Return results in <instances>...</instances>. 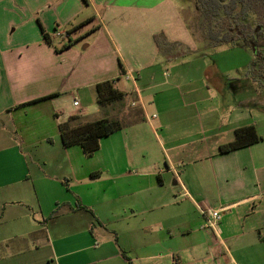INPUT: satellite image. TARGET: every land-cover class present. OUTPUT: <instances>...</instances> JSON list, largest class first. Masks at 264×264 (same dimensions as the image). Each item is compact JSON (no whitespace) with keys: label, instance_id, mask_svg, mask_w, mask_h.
Listing matches in <instances>:
<instances>
[{"label":"crops","instance_id":"0c3cea01","mask_svg":"<svg viewBox=\"0 0 264 264\" xmlns=\"http://www.w3.org/2000/svg\"><path fill=\"white\" fill-rule=\"evenodd\" d=\"M187 11L176 0H0V264H264L253 55L196 44ZM58 26L87 41L60 49ZM157 34L175 51L161 55ZM107 80L144 119L87 157L58 125L98 117ZM249 125L260 142L219 152ZM211 210L217 235L202 228Z\"/></svg>","mask_w":264,"mask_h":264},{"label":"trees","instance_id":"16d2710c","mask_svg":"<svg viewBox=\"0 0 264 264\" xmlns=\"http://www.w3.org/2000/svg\"><path fill=\"white\" fill-rule=\"evenodd\" d=\"M199 30L202 38L214 46L227 45L251 50L253 58L247 70V76L257 83L264 94V0H197ZM39 23V22H38ZM45 41L52 44V39L39 23ZM67 34H69L67 32ZM67 42L60 49L73 45L78 39ZM158 52L170 55L177 46L167 42L162 34L154 36ZM59 50V49H57ZM125 93L114 87V81L107 80L96 85V105L99 118L72 116L58 125L60 138L65 147L79 145L85 156L89 157L99 149V140L103 137L133 125L144 119L141 110L131 114L130 106L124 101ZM120 106L122 110L114 106ZM115 109L109 114L106 107ZM120 116V118H118ZM136 118L130 121L129 117ZM82 123L72 124L76 121ZM254 125L235 129L232 141L219 146L221 154L236 151L260 142ZM97 175V174H92Z\"/></svg>","mask_w":264,"mask_h":264},{"label":"rangeland","instance_id":"374dc122","mask_svg":"<svg viewBox=\"0 0 264 264\" xmlns=\"http://www.w3.org/2000/svg\"><path fill=\"white\" fill-rule=\"evenodd\" d=\"M196 1L197 0H176V2L178 3V5H180V6H182V7H185V8H189V11H187L186 13H185V16H186V19L187 20H189L188 21V24H187V29H188V31L191 33V35L193 36V38H194V42L196 43V44H200L202 41L200 40V38H201V36H202V33H201V31L198 29L199 28V26H198V23H199V16H200V13L197 11V8L195 9V7H196ZM59 28H58V31H61V32H63V33H69V36H74V37H76V36H78L79 35V32L78 31H76L75 32V30L77 29V27H75L73 30H66V29H64L63 27H61V26H58ZM68 29V28H67ZM55 36V35H54ZM83 39V38H82ZM67 42V40L66 39H63V40H59V39H57L56 38V40H55V42L58 44V43H60V44H62V43H64V42ZM79 41V43H81L82 41H87V40H81L80 38H78V40H77V42ZM76 42V43H77ZM209 45L210 46H212V44L211 43H209ZM215 50H209V53H207L208 55H211V54H213V52H214ZM251 51V50H250ZM263 55H264V48H263ZM187 60H189V61H194L191 65H189V66H196V67H199L200 65H202V62H201V60H199L198 58H195V57H191V58H188ZM216 60H220L219 59V57H216ZM126 106H130L129 104H127L126 103ZM114 107H116V108H119L120 110H122V108L120 107V106H118V105H116V106H114ZM106 109H107V111H108V113L109 114H115L116 113V110L113 108V109H111L110 108V106H108V107H106ZM130 110H131V114L133 115V114H135L136 112H138L139 110H140V108L139 107H137V106H130ZM93 113V111H92V108H89L88 106H87V108L83 111V114H85V115H89V114H92ZM76 116H79V115H76ZM95 119L96 118H99V115H98V117H94ZM118 118H120V116L118 117ZM129 120L130 121H134V120H136V118H134L133 116H131V117H129ZM77 123H82V120L81 121H76V122H73L72 124L74 125V124H77Z\"/></svg>","mask_w":264,"mask_h":264},{"label":"built area","instance_id":"2783aa9c","mask_svg":"<svg viewBox=\"0 0 264 264\" xmlns=\"http://www.w3.org/2000/svg\"><path fill=\"white\" fill-rule=\"evenodd\" d=\"M54 37L59 39V40H63V39H68L69 38V34L67 33H63L61 31H58L56 30L54 32ZM128 78V76L126 77ZM73 105L74 106H78L79 103L77 100H75L73 102ZM205 224L203 225L202 228L204 229H208L212 232H214V234H218L219 232V223L221 221V218H222V214H221V211H218V210H211V211H208L206 214H205ZM234 264V263H232Z\"/></svg>","mask_w":264,"mask_h":264}]
</instances>
